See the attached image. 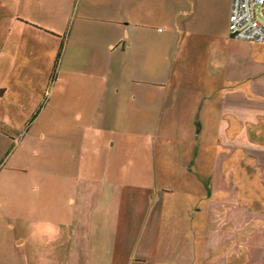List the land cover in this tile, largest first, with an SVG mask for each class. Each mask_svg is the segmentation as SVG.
Listing matches in <instances>:
<instances>
[{"label": "crops", "instance_id": "crops-1", "mask_svg": "<svg viewBox=\"0 0 264 264\" xmlns=\"http://www.w3.org/2000/svg\"><path fill=\"white\" fill-rule=\"evenodd\" d=\"M75 1V23L106 31L104 55H94L103 68L92 76L103 88L92 85L88 103L107 98L114 126L134 119L146 138L155 125L159 141L110 170L153 173L160 187L112 199L117 177H102L107 190L94 199L87 232L75 229L76 219L74 230L59 233L62 263L264 264V144L245 150L246 164L234 150L259 132L264 140V122H255L264 117L255 100L264 96V45L230 37L232 0ZM93 158L87 173L95 188L93 174L106 170L92 167Z\"/></svg>", "mask_w": 264, "mask_h": 264}, {"label": "rangeland", "instance_id": "rangeland-1", "mask_svg": "<svg viewBox=\"0 0 264 264\" xmlns=\"http://www.w3.org/2000/svg\"><path fill=\"white\" fill-rule=\"evenodd\" d=\"M75 2L0 0V88L6 90L0 95V264H63L59 233L74 230L76 219L81 223L75 229L87 232L94 199L107 190L105 175L112 182L117 177L115 196L107 194L112 199L140 186L160 187L153 173L114 177L110 170L119 159L122 165L131 161L135 151L158 149L159 141L155 125L146 138L137 135L134 119L114 126L107 98L96 107L88 103L92 85L103 88V78L92 76L103 68L94 55H104L106 31L97 23H75ZM255 100L261 105L264 96ZM255 122L263 124L262 114ZM259 133L258 141L234 149L241 164L249 146L264 144ZM90 155L92 167L106 170L93 174L95 188L87 173Z\"/></svg>", "mask_w": 264, "mask_h": 264}, {"label": "built area", "instance_id": "built-area-1", "mask_svg": "<svg viewBox=\"0 0 264 264\" xmlns=\"http://www.w3.org/2000/svg\"><path fill=\"white\" fill-rule=\"evenodd\" d=\"M257 10L264 17V0H232L228 22L230 36L241 42L264 45V24L258 20Z\"/></svg>", "mask_w": 264, "mask_h": 264}, {"label": "water", "instance_id": "water-1", "mask_svg": "<svg viewBox=\"0 0 264 264\" xmlns=\"http://www.w3.org/2000/svg\"><path fill=\"white\" fill-rule=\"evenodd\" d=\"M230 37H232L233 38V36L231 35Z\"/></svg>", "mask_w": 264, "mask_h": 264}]
</instances>
